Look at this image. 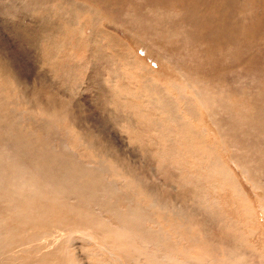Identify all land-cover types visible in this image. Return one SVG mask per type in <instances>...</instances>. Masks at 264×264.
I'll use <instances>...</instances> for the list:
<instances>
[{
  "label": "rangeland",
  "instance_id": "obj_1",
  "mask_svg": "<svg viewBox=\"0 0 264 264\" xmlns=\"http://www.w3.org/2000/svg\"><path fill=\"white\" fill-rule=\"evenodd\" d=\"M0 90L11 135L31 131L36 150L73 151L75 166L104 180L101 191L123 194L112 200L116 215L139 204L142 229L165 233L167 257H207L211 234L221 251L241 242L264 264V0H0ZM238 149L254 154L256 187L233 158ZM148 194L166 196L179 219L144 211ZM96 218L116 217L102 207ZM21 224L14 255H49L42 264H154L135 249L166 253L135 228L134 242H113L105 232Z\"/></svg>",
  "mask_w": 264,
  "mask_h": 264
},
{
  "label": "bare ground",
  "instance_id": "obj_2",
  "mask_svg": "<svg viewBox=\"0 0 264 264\" xmlns=\"http://www.w3.org/2000/svg\"><path fill=\"white\" fill-rule=\"evenodd\" d=\"M69 13H71V11H69ZM2 100L3 98L0 90V104ZM8 110L10 112L11 109L8 108ZM17 120L21 119L19 118ZM13 121L14 118L7 113L6 116L0 120V202L4 205L3 208L7 207L5 216L0 218V264H42L41 261L49 256H44V254H33L29 255L30 257H21L16 255L19 253L14 255V245L17 243L18 247V242H21V240H19V227L21 228L20 225L27 227L21 224V222L24 221H40V223L44 221L51 222V230L54 228L57 229V227L59 230L64 227L69 229L76 228L79 232L85 233L87 237H90V233L105 232L115 235L111 238V240L113 239L115 241H120L122 239L134 242V237L129 238V236L133 228H135L138 232L142 231L141 238L143 237V242L147 243V245L149 243V245L151 244L155 247L159 244L165 247V233H162V231L158 232L160 229H157L158 231L142 229L143 227L140 222L141 209H139V204L128 207L126 209L127 215H116L120 209L118 204L113 203L112 200L122 198L123 194L116 192L114 189L101 191L100 189L104 186V180L98 177L99 175L97 176L95 173V175L92 174L91 177L90 171H88L85 165H82L80 162L77 163V168L72 170L71 166H75L73 163L76 160L72 159L69 155L70 153H73V151L66 149L55 150L49 145H43V149L36 150L32 145L27 143L30 137L35 139L31 131L21 132L19 137L12 136L9 127ZM16 138L22 140L23 143L17 144ZM256 139L258 141L257 137ZM14 143L17 144L15 147ZM255 143L256 142L248 143L247 148H253ZM20 144H22L24 148ZM18 145L21 146V148ZM32 150L38 152L34 157L36 160L28 159L29 152ZM261 150L264 151L263 149ZM239 151L240 149L234 152L233 158L235 160V157L238 155V162L236 164L248 176L250 183L256 187V184H261V182L258 177L255 176L256 174H253L255 172L248 168L249 163L253 164L252 162L256 161L253 159L254 154L252 153L249 158L247 154L242 153L240 155ZM257 151L259 153L260 149ZM4 152L9 153L8 162L10 163V166L5 170L1 165ZM254 153L258 156V161H262L263 157H260L261 154H258L256 151ZM19 155L25 159L20 158ZM66 158H68L67 162L64 160ZM48 207L56 209L47 210ZM102 207L108 210L110 216L116 217L115 224L103 222L97 218L96 220L94 219L93 222L89 219L91 211L97 210L98 212ZM10 211L12 213H10ZM0 213L3 214V212ZM55 214L68 218L57 223H54L55 220H47V217L40 218V215L53 216ZM11 215L14 216L10 217ZM108 220L109 218L106 219V221ZM83 223L86 225H83ZM43 225L45 224H41V226ZM30 238L32 239V237ZM37 239H39V237ZM26 240L28 239L26 238ZM106 243H108V241H106ZM121 245H124V243ZM154 249L155 248H153V250ZM37 251L38 250L33 252ZM142 251L141 248L137 247L133 255H136V253L138 255L140 253L142 256L143 253L147 256V262L152 261L154 264H166V261L169 259V257L166 256L169 249L166 247V253H164L161 258L159 257V259L154 251H150V253ZM112 253L114 252H111V254ZM118 253L120 254L121 252ZM41 255L42 257H40ZM128 257H132L130 260L134 261L135 264H139L133 256ZM119 258L117 260L118 262L120 261ZM124 260H127V258ZM125 263L126 262L124 261V264ZM65 264H71L69 257H67Z\"/></svg>",
  "mask_w": 264,
  "mask_h": 264
},
{
  "label": "clouds",
  "instance_id": "obj_3",
  "mask_svg": "<svg viewBox=\"0 0 264 264\" xmlns=\"http://www.w3.org/2000/svg\"><path fill=\"white\" fill-rule=\"evenodd\" d=\"M165 209L172 210L173 217L179 219V211L166 196L148 194L143 201V210L150 213L152 217L160 215L167 218L168 212ZM205 240L209 245L207 257L193 259L188 254L187 249L183 251L173 249L169 253L170 258L166 261V264H255L248 249L241 242L224 243L223 251H221V248L216 246L221 244V241L215 236L209 234L205 237Z\"/></svg>",
  "mask_w": 264,
  "mask_h": 264
}]
</instances>
